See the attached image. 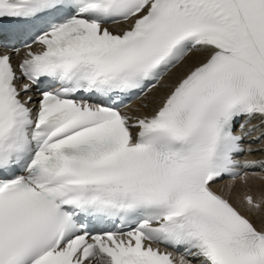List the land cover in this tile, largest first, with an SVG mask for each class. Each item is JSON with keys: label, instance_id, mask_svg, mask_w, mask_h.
Listing matches in <instances>:
<instances>
[{"label": "snow or ice", "instance_id": "6c2138e0", "mask_svg": "<svg viewBox=\"0 0 264 264\" xmlns=\"http://www.w3.org/2000/svg\"><path fill=\"white\" fill-rule=\"evenodd\" d=\"M256 176L264 0H0V264H264Z\"/></svg>", "mask_w": 264, "mask_h": 264}, {"label": "bare ground", "instance_id": "6f19581e", "mask_svg": "<svg viewBox=\"0 0 264 264\" xmlns=\"http://www.w3.org/2000/svg\"><path fill=\"white\" fill-rule=\"evenodd\" d=\"M249 185L253 188V190H258L259 188L264 187V180L257 177H252L249 180Z\"/></svg>", "mask_w": 264, "mask_h": 264}]
</instances>
